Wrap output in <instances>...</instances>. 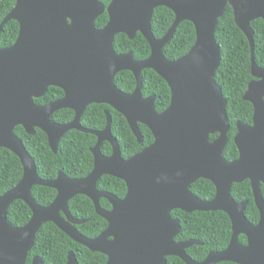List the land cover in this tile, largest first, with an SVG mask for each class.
Returning a JSON list of instances; mask_svg holds the SVG:
<instances>
[{"label": "water", "instance_id": "obj_1", "mask_svg": "<svg viewBox=\"0 0 264 264\" xmlns=\"http://www.w3.org/2000/svg\"><path fill=\"white\" fill-rule=\"evenodd\" d=\"M234 9L235 22L251 45V71L258 79L252 82L244 100L255 108L254 127L238 124L236 144L241 159L227 163L223 151L228 143L230 124L227 101L216 83L221 64V48L215 34L226 7ZM159 7H167L176 21L167 35L157 40L152 32V18ZM108 11V25L98 30L96 20ZM264 20V0H113L108 9L99 0H16L14 9L0 25V36L10 21L19 23L15 44L0 49V149L16 154L24 167L21 182L0 197V264H26L35 237L46 223L55 224L73 241L108 256V264H167V256H176L187 264H197L186 255V249L202 245L199 241L176 244L180 221L171 212L179 209L223 211L232 220L233 238L222 253H214L203 264L232 261L238 264H264V202L259 184L264 182V68L254 58L253 21ZM194 24L197 40L190 52L170 62L164 47L173 39L178 25ZM140 32L151 47V56L136 61L133 53L118 55L114 39L126 34L134 39ZM154 70L168 83L172 92L171 106L162 114L155 107V97H142V72ZM123 71L132 72L137 89L132 95L119 90L114 82ZM50 87L64 90L66 97L41 107ZM108 104L126 116L140 142L138 124L146 125L155 136V143L129 160L121 156L120 147L111 133V117L102 132L81 127L80 118L90 104ZM61 109H73L77 116L69 125H58L51 116ZM23 126L29 135L41 129L49 137L56 153L60 139L70 130H79L98 137L92 150L95 168L85 179H70L60 173L47 181L37 175L36 163L27 152L14 129ZM220 137L210 142L212 134ZM113 145L110 158L102 155L101 145ZM104 175H111L127 184L124 200L97 190ZM250 178L261 213L258 226L251 225L244 215L247 203L238 204L231 197L233 183ZM199 179L212 181L217 196L206 202L193 195L189 187ZM34 186L55 189L53 204L43 208L32 197ZM77 195L93 200L98 214L108 220L109 228L97 239L81 235L69 211V201ZM113 204L112 212L103 211L99 200ZM22 200L32 209L33 217L23 228L12 226L7 218L10 206ZM61 212L67 220L61 218ZM240 234L247 235L249 245L238 243ZM33 264H44L35 257ZM67 264H79L70 252Z\"/></svg>", "mask_w": 264, "mask_h": 264}, {"label": "trees", "instance_id": "obj_2", "mask_svg": "<svg viewBox=\"0 0 264 264\" xmlns=\"http://www.w3.org/2000/svg\"><path fill=\"white\" fill-rule=\"evenodd\" d=\"M108 5L111 0H100ZM16 0H0V25L7 15L14 9ZM108 14L101 16L96 25L103 28L108 22ZM175 19L174 13L167 8H159L155 11L152 20V29L156 38L166 35ZM254 30L256 63L264 67V21L262 19L251 23ZM20 26L16 21H10L4 27L0 36V48L12 46L19 36ZM215 39L221 47V65L216 73V82L223 91L224 98L228 101L227 113L231 125L229 143L225 149L224 157L231 161L238 156V150L234 143L237 134L236 123L238 121L252 124L253 107L243 100L250 82L254 80L251 74V47L247 37L238 28L234 19V11L228 6L224 16L219 20ZM196 32L192 23L183 22L169 45L164 49L165 56L170 60H176L187 54L194 46ZM117 53L132 51L137 60L147 59L151 49L146 39L138 34L131 41L124 34L117 36L115 40ZM143 97L152 95L158 97L156 106L159 112L164 111L171 102V92L167 83L154 71L146 70L142 73ZM116 84L127 93H132L136 88V80L131 72H123L116 77ZM64 96V92L58 88H51L48 94L39 100L38 104H47ZM109 111L113 117L112 134L118 140L124 158H129L154 141L151 131L144 125H140V131L144 137L139 144L126 119L105 105H92L87 109L82 119V125L88 129L102 130L106 126L105 112ZM74 118V113L63 110L53 116L58 123H68ZM15 134L22 139L28 152L36 161L38 175L43 179H55L60 171L70 178H83L93 169V156L91 148L95 146L97 139L92 135H86L77 131H71L60 142L58 154H54L48 145L47 136L41 130H36L34 136L28 135L22 127L15 129ZM216 137L212 136L211 140ZM102 152L106 156L112 154V147L105 143ZM23 177V166L19 158L6 149H0V196L14 188ZM98 188L110 191L124 197L127 192L125 183L113 177H105L100 180ZM191 191L199 198L210 200L214 197L215 188L209 181L200 180L195 183ZM35 200L41 206L50 205L56 198L57 192L46 187H35L33 190ZM233 195L238 200L247 199L250 205L246 215L252 223L259 221V213L254 204L251 189L248 183L234 187ZM102 205L107 207L106 201ZM70 210L79 219L90 221L78 227L80 232L89 238L98 236L107 226V223L95 213L93 203L84 196H78L70 202ZM32 213L29 207L22 201L15 202L8 211V220L15 227L25 226L31 219ZM174 218L180 219L182 233L178 240H201L205 247L196 246L188 253L196 260H202L209 251L225 249L231 239V222L223 212L215 213H185L174 211ZM70 251L75 252L79 264H106L107 257L100 253H93L86 247L72 241L57 226L52 223L44 225L37 234L36 243L29 254L27 264H32L35 256L42 258L44 264H67ZM169 264H185L178 258H170ZM232 264V263H223Z\"/></svg>", "mask_w": 264, "mask_h": 264}, {"label": "flooded vegetation", "instance_id": "obj_3", "mask_svg": "<svg viewBox=\"0 0 264 264\" xmlns=\"http://www.w3.org/2000/svg\"><path fill=\"white\" fill-rule=\"evenodd\" d=\"M100 1V0H99ZM112 1L113 0H111V2L108 4V5H105L104 3H102L101 1V3L105 6V8H106V10L108 9V7L110 6V4L112 3ZM228 6H230V7H232L231 5H229L228 4ZM227 6V7H228ZM227 7H226V9H227ZM159 8H167V7H159ZM159 8H157V9H159ZM156 9V10H157ZM167 9H169V8H167ZM232 9H233V7H232ZM155 10V11H156ZM169 10H171V9H169ZM155 11H154V13H155ZM172 11V10H171ZM226 11V10H225ZM233 11H234V9H233ZM173 12V11H172ZM108 14V16H109V13H108V11H105V13L104 14ZM174 13V12H173ZM103 14V15H104ZM225 14V13H224ZM103 15H101V16H103ZM174 15H175V13H174ZM100 16V17H101ZM153 16H154V14H153ZM224 16V15H223ZM99 17V18H100ZM98 18V19H99ZM97 19V20H98ZM221 19V18H220ZM234 19H235V15H234ZM97 20H96V22H97ZM152 20H153V18H152ZM260 20V19H259ZM263 20V19H262ZM109 21H110V16H109V19H108V22H107V24L103 27V28H98L97 27V25H96V22H95V26H96V28L98 29V30H102V29H104L107 25H108V23H109ZM175 21H176V15H175V19H174V22H173V24H172V26L174 25V23H175ZM264 21V20H263ZM184 22H190V21H184ZM254 22V21H253ZM183 23V22H182ZM181 23V24H182ZM190 23H192V22H190ZM236 23V22H235ZM19 24V23H18ZM152 24V23H151ZM180 24V25H181ZM193 24V23H192ZM219 24V23H218ZM180 25H178V27L180 26ZM237 25V24H236ZM172 26H171V28H172ZM193 26H194V24H193ZM178 27H177V29H178ZM218 27V26H217ZM170 28V29H171ZM194 28H195V26H194ZM239 28V27H238ZM252 28V27H251ZM170 29H169V31H170ZM177 29H176V31H177ZM168 31V32H169ZM217 31V30H216ZM20 32V31H19ZM152 32H153V29H152ZM167 32V33H168ZM195 32H196V29H195ZM167 33H166V35H167ZM138 34H141L140 32H137V34H136V36H135V38L137 37V35ZM154 34V33H153ZM175 34H176V32H175ZM175 34H174V36H175ZM119 35H122V34H118V35H116L115 36V39H114V50H115V52H116V49H115V40H116V38H117V36H119ZM125 36H127L126 34H124ZM142 35V34H141ZM165 35V36H166ZM245 35V34H244ZM143 36V35H142ZM164 36V37H165ZM129 39H130V37L129 36H127ZM144 37V36H143ZM154 37L156 38V36L154 35ZM164 37H162V38H160V39H158V38H156L157 40H161V39H163ZM134 38V39H135ZM145 38V37H144ZM174 38V37H173ZM134 39H130L131 41H133ZM248 39V38H247ZM173 40V39H172ZM171 40V41H172ZM196 40H197V34H196ZM147 41V40H146ZM171 41L167 44V45H169L170 43H171ZM249 41V40H248ZM148 42V41H147ZM217 42V41H216ZM195 43H196V41H195ZM250 43V42H249ZM15 44V43H14ZM13 44V45H14ZM149 44V43H148ZM255 44V43H254ZM12 45V46H13ZM166 45V46H167ZM195 45V44H194ZM12 46H10V47H12ZM149 46H150V44H149ZM166 46L164 47V49L166 48ZM10 47H7V48H10ZM194 47V46H193ZM192 47V48H193ZM250 47H251V45H250ZM191 48V49H192ZM221 48V47H220ZM0 49H6V48H0ZM150 49H151V47H150ZM164 49H163V54H164ZM132 51H130V52H128V53H131ZM190 52V51H189ZM188 52V53H189ZM255 52V51H254ZM133 53V52H132ZM187 53V54H188ZM116 54H118V55H126L127 53H122V54H120V53H117L116 52ZM187 54H185V55H187ZM133 55H134V53H133ZM184 55V56H185ZM150 56H151V54H150ZM150 56L148 57V58H150ZM164 56H165V54H164ZM184 56H182V57H184ZM182 57H180V58H178V59H176V60H170V59H168L166 56H165V58L168 60V61H170V62H175V61H177V60H179V59H181ZM147 58V59H148ZM255 58V57H254ZM134 59L136 60V61H144V60H147V59H144V60H137L136 58H135V56H134ZM256 61V60H255ZM221 65V64H220ZM260 67V66H259ZM260 68H264V67H260ZM148 70H151V69H148ZM144 71H146V70H144ZM143 71V72H144ZM152 71H154V70H152ZM218 71V70H217ZM123 72H130V71H123ZM123 72H120V73H118L117 75H116V77L119 75V74H121V73H123ZM142 72V73H143ZM155 72V71H154ZM132 73V72H131ZM156 73V72H155ZM217 73V72H216ZM133 74V73H132ZM156 74H158V73H156ZM251 74H252V71H251ZM134 75V74H133ZM159 75V74H158ZM160 76V75H159ZM116 77H115V79H114V82H115V85H116V87L119 89V90H121L123 93H125V94H128V95H132L135 91H136V89H137V85H138V83H137V79H136V77H135V75H134V77H135V80H136V88H135V90L132 92V93H127V92H125V91H123L122 89H120L119 87H118V85L116 84ZM161 77V76H160ZM252 77L254 78V80L252 81V82H256V81H258V79H256L253 75H252ZM162 79H163V77H161ZM142 80H143V78H142ZM164 80V79H163ZM165 81V80H164ZM215 81H216V76H215ZM166 82V81H165ZM252 82H250V84L252 83ZM167 83V82H166ZM217 83V82H216ZM218 84V83H217ZM250 84H249V86H250ZM167 85H168V83H167ZM219 85V84H218ZM169 86V85H168ZM220 86V85H219ZM249 86H248V89H249ZM51 88H58V87H50L49 89H48V92H49V90L51 89ZM58 89H61V88H58ZM169 89H170V92H171V88H170V86H169ZM222 89V88H221ZM248 89H247V91H246V93L248 92ZM63 92H64V90L63 89H61ZM142 90H143V85H142ZM48 92L46 93V95L48 94ZM142 92V91H141ZM222 93H223V91H222ZM245 93V94H246ZM245 94H244V96H245ZM45 95V96H46ZM44 96V97H45ZM224 96V95H223ZM244 96H243V100H244ZM44 97H42V98H44ZM65 97H66V93L64 92V96L63 97H61V98H59V99H57V100H54V101H52V102H49V103H47V104H44V105H42V104H38L37 102H36V100H39V99H42V98H39V99H35V102H36V104L37 105H39V106H41V107H44V106H47V105H50V104H52V103H55V102H57V101H60V100H63V99H65ZM142 97H143V93H142ZM150 97H155L156 98V101H155V107H156V111H157V113L158 114H162V113H164L170 106H171V102H170V105L164 110V111H162V112H159L158 110H157V106H156V103H157V100H158V97L156 96V95H152V96H150ZM150 97H147V98H150ZM144 99H147V98H145V97H143ZM171 100H172V92H171ZM227 101V100H226ZM245 101V100H244ZM246 102H248V101H246ZM250 103V102H249ZM251 105H252V107H253V117H252V124H246V123H244V122H241V121H238L237 123H236V127H237V134L235 135V137H234V143H235V146H236V148H237V150H238V156L235 158V159H233V160H231V161H228L225 157H224V152H225V149H226V147H227V145H228V143H229V134H230V131H231V125H230V131H229V133H228V143H227V145H226V147H225V149H224V151H223V158L225 159V161L227 162V163H229V164H231V163H235V162H237V161H239L240 159H241V154H240V150H239V148L237 147V144H236V137H237V135L239 134V129H238V124L239 123H243L244 125H246V126H248V127H254V115H255V108H254V105L252 104V103H250ZM92 105H105V106H108V107H110L113 111H115L116 113H118V114H120L121 116H123L125 119H126V121H127V123H128V125H129V127H130V129H131V132L133 133V135L135 136V138L137 139V141H138V143L139 144H142L143 143V141H144V137H143V135H142V133H141V131H140V125H144V124H141V123H139L138 124V129H139V131H140V133H141V135H142V142H140L139 141V139L136 137V135L134 134V132H133V130H132V128H131V126H130V124H129V122H128V119L126 118V116L125 115H123L122 113H120L118 110H116L114 107H112V106H110V105H108V104H96V103H93V104H90V105H88L86 108H85V110H84V112H83V114H82V116H81V118H80V125H81V127L82 128H84V129H86V130H89V131H95V132H102V131H104L106 128H107V126H108V116H110L111 117V133H112V124H113V117H112V114L109 112V111H106L105 112V116H106V126H105V128L104 129H102V130H93V129H88V128H86V127H84L83 125H82V119H83V117H84V114H85V112L87 111V109L89 108V107H91ZM227 107H228V101H227ZM63 110H69V111H72L73 113H74V118H73V120L71 121V122H68V123H58V122H55L54 120H53V116L56 114V113H58V112H60V111H63ZM227 115H228V113H227ZM76 116H77V113H76V111L75 110H73V109H61V110H59V111H57V112H55L52 116H51V121L52 122H54L55 124H58V125H69V124H71V123H73L74 122V120L76 119ZM228 120H229V117H228ZM229 124H230V122H229ZM144 126H146V125H144ZM18 127H22L24 130H25V128L23 127V126H17L16 128H18ZM147 127V126H146ZM15 128V129H16ZM148 128V127H147ZM15 129H14V133H15ZM149 129V128H148ZM36 130H41V129H38V128H36L35 129V133H36ZM150 130V129H149ZM42 131V130H41ZM71 131H77V132H80V133H83V134H86V135H92V136H94V137H96V139H97V142H96V144H95V146L94 147H92L91 148V153H92V150L97 146V144H98V142H99V139H98V137L97 136H95V135H93V134H89V133H85V132H82V131H79V130H70L69 132H67L61 139H60V142H61V140L68 134V133H70ZM151 131V130H150ZM25 132L27 133V131L25 130ZM43 133H45L44 131H42ZM35 133L33 134V135H30V136H34L35 135ZM151 133H152V135H153V137H154V141L150 144V145H148L147 147H145L141 152H139V153H137V154H135V155H133V156H131V157H129V158H124L123 157V154H122V151H121V146H120V144H119V142H118V140L114 137V135L112 134V136H113V138L117 141V143H118V145H119V147H120V151H121V156H122V158L124 159V160H129V159H131V158H133L134 156H136V155H138V154H140V153H142L146 148H148V147H150L151 145H153L154 143H155V141H156V139H155V136H154V134H153V132L151 131ZM28 134V133H27ZM46 134V133H45ZM16 135V134H15ZM29 135V134H28ZM17 136V135H16ZM46 136H47V140H48V145H49V147H50V149L52 150V152L54 153V154H58V152H59V145H60V142H59V144H58V149H57V152L55 153L54 151H53V149H52V147H51V145H50V143H49V137H48V135L46 134ZM212 136H215L216 138L214 139V140H211V138H212ZM18 137V136H17ZM220 137V134L219 133H216V134H212L211 136H210V142L211 143H213L214 141H216L218 138ZM21 141H22V139L20 138V137H18ZM23 142V141H22ZM105 143H108L111 147H112V154L110 155V156H106V155H104L103 154V152H102V147L104 146V144ZM23 144H24V142H23ZM25 146V145H24ZM25 148H26V146H25ZM2 149H5V148H2ZM6 150H8V149H6ZM27 150V149H26ZM8 151H10V150H8ZM10 152H12V151H10ZM27 152H28V150H27ZM101 152H102V155L104 156V157H106V158H110V157H112L113 156V154H114V148H113V145L110 143V142H108V141H105V142H103L102 143V145H101ZM13 153V152H12ZM29 153V152H28ZM14 154V153H13ZM30 154V153H29ZM14 155H16V154H14ZM31 155V154H30ZM17 156V155H16ZM32 156V155H31ZM92 156H93V169H92V171L87 175V176H85V177H83V178H70L68 175H66L63 171H60L59 173H58V175H57V177L55 178V179H43V178H41L39 175H38V172H37V175H38V177L39 178H41L42 180H47V181H52V180H56V179H58V177H59V174L60 173H63V174H65L68 178H70V179H73V180H76V179H79V180H81V179H85V178H87L92 172H93V170H94V168H95V157H94V154L92 153ZM18 157V156H17ZM19 158V157H18ZM33 158V157H32ZM34 159V158H33ZM20 160V159H19ZM34 161H35V159H34ZM20 162H21V160H20ZM35 163H36V161H35ZM21 164H22V162H21ZM22 166H23V164H22ZM36 168H37V165H36ZM23 176H24V167H23ZM105 177H113V178H116V177H114V176H111V175H104L103 177H101L100 179H99V181H98V183H97V190L98 191H100L101 193L102 192H105V193H108V194H111V195H114L115 197H117L119 200H124L125 198H126V196H127V193H128V188H127V192H126V195L124 196V197H119L118 195H116L115 193H113V192H110V191H106V190H102V189H99L98 188V184H99V182H100V180L101 179H103V178H105ZM22 179H23V177H22ZM21 179V180H22ZM116 179H118V180H121V179H119V178H116ZM21 180H20V182H21ZM200 180H205V181H209V182H211L212 184H213V186H214V188H215V194H214V197L212 198V199H210V200H204V199H201V198H199L197 195H195L192 191H191V187L195 184V183H197L198 181H200ZM121 181H123V180H121ZM19 182V183H20ZM124 182V181H123ZM18 183V184H19ZM125 183V182H124ZM194 184H192L190 187H189V190H190V192L193 194V195H195L196 197H198L200 200H202V201H206V202H210V201H213L215 198H216V196H217V187L215 186V184L212 182V181H210V180H207V179H199V180H197L196 182H195ZM246 183H248L249 184V186H250V189H251V193H252V197H253V200H254V204H255V206H256V208H257V211H258V213H259V221L255 224V223H252L249 219H248V217H247V215H246V211H247V208L249 207V205H250V201L249 200H247V199H241V200H238L236 197H234V195H233V190H234V187L235 186H237V185H242V184H246ZM17 184V185H18ZM16 185V186H17ZM125 185H126V187H127V184L125 183ZM15 186V187H16ZM14 187V188H15ZM35 187H45V186H34L33 187V189H32V197H33V199L35 200V198H34V195H33V190H34V188ZM14 188H12V189H14ZM46 188H49V187H46ZM11 189V190H12ZM50 189H52V188H50ZM11 190H9V191H11ZM53 190H55V189H53ZM8 191V192H9ZM56 191V190H55ZM259 191H260V196L262 197V200H263V202H264V182H262V181H260V184H259ZM57 192V191H56ZM7 193V192H6ZM5 193V194H6ZM230 193H231V197L235 200V202L236 203H238V204H242V203H247V206H246V209H245V211H244V215H245V217H246V219L248 220V222L251 224V225H253V226H258L259 225V223H260V221H261V213H260V210H259V208H258V205H257V202H256V197H255V193H254V188H253V183H252V180L250 179V178H248V179H245V180H243L242 182H239V183H233L232 184V187H231V191H230ZM4 195V194H3ZM3 195H1V196H3ZM0 196V197H1ZM57 196H58V192H57V195H56V198H57ZM78 196H84V197H87V196H85V195H77L76 197H78ZM76 197H74L73 199H75ZM56 198L54 199V201L56 200ZM88 199H90L89 197H87ZM72 199V200H73ZM72 200H70L69 201V204H68V207H69V211H70V214H71V216L75 219V220H78V221H83L84 223L83 224H80V225H74V227H75V229L81 234V235H83L84 237H86V238H88V239H91V240H94V239H97L100 235H102L108 228H109V222H108V220H106L105 218H103L100 214H98V212H97V209H96V206H95V203L93 202V200L92 199H90L91 200V202L93 203V206H94V209H95V213H96V215L98 216V217H100L101 219H103L106 223H107V226H106V228L98 235V236H96V237H94V238H89V237H87V236H85L84 234H82L81 232H80V230L78 229V227L79 226H81V225H84V224H86V223H88L90 220L89 219H79V218H77L76 216H74L73 215V213L71 212V210H70V202L72 201ZM17 201H22V200H17ZM17 201H15V202H17ZM36 201V200H35ZM53 201V202H54ZM102 201H106L107 202V204H108V206L107 207H104L103 205H102ZM14 202V203H15ZM22 202H24V201H22ZM53 202L50 204V205H48V206H41L40 204H38V202L36 201V203L38 204V205H40L41 207H43V208H47V207H49V206H51L52 204H53ZM13 203V204H14ZM25 203V202H24ZM12 204V205H13ZM26 205H27V203H25ZM11 205V206H12ZM11 206H10V208H11ZM28 206V205H27ZM99 206H100V208L103 210V211H106V212H112L113 211V209H114V206H113V204L110 202V200H108V199H106V198H101L100 200H99ZM29 207V206H28ZM9 208V209H10ZM9 209H8V211H9ZM29 209H30V211H31V213H32V216H31V219H32V217H33V211H32V209L29 207ZM174 211H182V210H179V209H176V210H173L172 212H171V217H172V219L173 220H178V221H180V219H177V218H174L173 216H172V213L174 212ZM184 212V211H183ZM195 212H200V211H195ZM215 212H223V211H215ZM215 212H212V213H215ZM185 213H187V212H185ZM194 213V212H193ZM201 213H210V212H201ZM223 213H225V212H223ZM190 214V213H189ZM228 217H229V219H230V222H231V239H230V243H229V245L225 248V249H222V250H219V251H214V250H211V251H209L208 252V254L206 255V257L204 258V259H202V260H196L195 258H193L189 253H188V251L191 249V248H193V247H198V246H201V247H205V243L203 242V241H201V240H196V239H188V240H186V241H181V240H178V237L180 236V234L182 233V226H181V232H180V234L179 235H177L175 238H174V242L176 243V244H180V243H186V242H189V241H192V240H194V241H199V242H202L203 244L202 245H193V246H191L190 248H188V249H186V255L192 260V261H194L195 263H197V264H203L205 261H207V259L209 258V256L211 255V254H214V253H222L223 251H225V250H227L228 249V247L230 246V244H231V241H232V238H233V227H232V220H231V218H230V216L227 214V213H225ZM7 218H8V212H7ZM61 218L62 219H64V220H67V217H66V215L64 214V213H62L61 212ZM31 219L29 220V222L31 221ZM9 221V220H8ZM28 222V223H29ZM10 223V222H9ZM27 223V224H28ZM50 223V222H49ZM11 224V223H10ZM26 224V225H27ZM46 224H48V223H46ZM45 224V225H46ZM53 224V223H52ZM12 225V224H11ZM25 225V226H26ZM55 225V224H54ZM180 225H181V221H180ZM13 226V225H12ZM25 226H23V227H25ZM44 226V225H43ZM42 226V227H43ZM56 226V225H55ZM15 227V226H14ZM23 227H16V228H23ZM41 227V228H42ZM40 228V229H41ZM59 229V228H58ZM40 231V230H39ZM38 231V232H39ZM62 231V230H61ZM38 232H37V234H38ZM63 232V231H62ZM64 233V232H63ZM37 234H36V237H37ZM65 235H67L66 233H64ZM68 236V235H67ZM36 237H35V243H36ZM69 237V236H68ZM70 238V237H69ZM71 239V238H70ZM72 240V239H71ZM73 241V240H72ZM75 242V241H74ZM35 243H34V246H35ZM75 243H77V242H75ZM238 243L241 245V246H244V247H246V246H248L249 245V240H248V237H247V235H244V234H240L239 236H238ZM79 244V243H78ZM79 245H81V244H79ZM83 246V245H82ZM85 247V246H84ZM34 248V247H33ZM87 248V247H86ZM87 249H89V248H87ZM33 250V249H32ZM32 250L29 252V254L32 252ZM90 250V249H89ZM91 252H93L92 250H90ZM70 252H73V251H70ZM70 252H69V254H70ZM74 254H75V252H73ZM93 253H99V252H93ZM29 254H28V257H29ZM69 254H68V256H69ZM100 254H102V253H100ZM102 255H105V254H102ZM75 256H76V254H75ZM106 256V255H105ZM28 257H27V260H28ZM35 257H39V256H35ZM34 257V258H35ZM107 257V263L106 264H108V261H109V258H108V256H106ZM34 258H33V260H34ZM41 258V257H40ZM77 258V257H76ZM170 258H178V259H180L181 261H183L185 264H187L186 263V261H184L183 259H181V258H179V257H176V256H167L166 257V262H167V264H169V259ZM42 259V258H41ZM33 260H32V264H33ZM78 260V259H77ZM43 261V260H42ZM79 262V261H78ZM67 263H68V258H67ZM223 263H232V264H238V263H235V262H232V261H222V262H219V263H217V264H223ZM26 264H27V262H26Z\"/></svg>", "mask_w": 264, "mask_h": 264}]
</instances>
